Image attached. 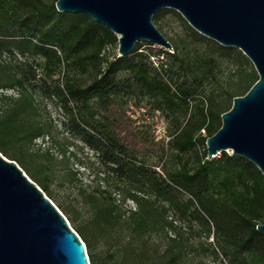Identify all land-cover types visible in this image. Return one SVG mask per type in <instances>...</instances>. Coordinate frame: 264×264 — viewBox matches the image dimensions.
<instances>
[{"label":"trees","instance_id":"16d2710c","mask_svg":"<svg viewBox=\"0 0 264 264\" xmlns=\"http://www.w3.org/2000/svg\"><path fill=\"white\" fill-rule=\"evenodd\" d=\"M54 2L0 0V152L19 160L48 195L37 170L26 165L31 153L16 152V146L43 136L52 143V126L35 120L36 96L61 110L60 124L92 151L97 166L92 194L79 190L86 212L74 228L90 264H184L191 247L179 231L185 221L196 223L204 238L191 253L221 256L229 264H264V235L255 228L264 222L263 175L239 156L222 151L207 159L205 149H196L220 127L233 97L257 80L252 70L239 76L234 92L214 94L220 59L231 52L249 59L191 27L196 40L214 49L191 51L181 39L172 52L157 50L166 59L153 62L156 52L136 42L129 54L108 57L105 50L117 43L116 35L86 14L58 12ZM222 94L226 104L218 100ZM142 101L151 114L171 119L177 134L168 147L189 152L162 173L156 166L167 149L158 146L148 122L137 124L127 114ZM201 127L205 136L194 137ZM153 233L162 242L154 243ZM211 235L214 242H206Z\"/></svg>","mask_w":264,"mask_h":264},{"label":"water","instance_id":"95a60500","mask_svg":"<svg viewBox=\"0 0 264 264\" xmlns=\"http://www.w3.org/2000/svg\"><path fill=\"white\" fill-rule=\"evenodd\" d=\"M55 9L83 13L117 37V56L147 41L171 50L152 22L163 8L176 10L198 33L238 48L257 80L220 115L205 138L206 158L225 151L253 163L264 177V0H55ZM264 235V222L256 224ZM84 243L67 219L17 163L0 153V264H90Z\"/></svg>","mask_w":264,"mask_h":264},{"label":"rangeland","instance_id":"374dc122","mask_svg":"<svg viewBox=\"0 0 264 264\" xmlns=\"http://www.w3.org/2000/svg\"><path fill=\"white\" fill-rule=\"evenodd\" d=\"M161 10L162 12L158 18L152 17V22L169 40L173 47H180V40L183 39L186 43V47L191 51H204L209 48L214 49L210 43L204 40H196L191 35L189 29L191 26L176 10L170 8H163ZM207 39L212 40L210 38ZM140 42L142 43L140 46L142 50L149 51L151 49L156 52L157 55L151 57L153 62L156 61L157 58L163 61L166 59L164 53L157 52V50H166L163 47L149 44L147 41ZM231 48L235 49L234 53L240 51L238 48ZM166 51L172 52V49ZM114 53L117 54L116 42L108 45L104 54L111 57ZM252 70L255 71L253 64L249 60L246 61L245 58L238 53L235 55L231 52V55L222 56L220 59V67L216 74V77L219 80V87L213 90L214 94H217L218 92L220 93L224 90L234 92L237 87V82L239 81V76L241 74L249 73ZM84 80L88 81V76L84 77ZM209 90H211V87L210 85H207V91ZM243 90L244 89L241 88L239 91L242 92ZM3 92L5 94H13L12 90H4ZM196 99L198 98L190 101L191 106L194 105ZM36 100L39 104V110L38 116L35 117V120H42L46 124L52 126V143H50V138L47 136L37 137L30 145L24 144L21 147L17 145L16 152H18V148H21L20 150L31 153V155L26 157V165L30 168V172L37 170V176L47 186V191L49 192V196L44 192L45 196L51 200L62 214L63 212L61 209L64 211L65 214L63 215L67 219L68 225L75 231L74 228L80 225L86 212V207L83 205L79 190L84 189L87 193L92 194V189L96 186L92 173L97 166L96 163H94L92 151L86 147L82 141L67 132L60 124V120L63 119L61 110L48 100L42 99L38 96H36ZM218 100H222L225 104L228 102L225 94H222ZM3 106L4 105L0 103V109H2ZM148 107L149 106L142 101L139 108L130 105L127 114L135 120L137 124L142 121L148 122L155 139L159 141L158 146H164V148L167 149L166 156L159 159V164L156 166V169L162 173L163 168L167 169L171 166L179 165V156H184V158H186L189 155V152L184 154L178 153L175 149L168 147L167 141L175 135V133L177 134L176 129L172 125L170 121L171 119L167 118L165 113H158L156 111L151 114V112L148 111ZM179 118L182 121L186 119L182 117ZM202 129L203 127L197 130L194 137L205 136L206 130L202 133ZM196 149L201 152L205 149V145L198 144L196 145ZM1 154L10 159L9 156L4 155L3 153ZM220 154L221 152H219L216 157ZM14 161L23 172L37 184L38 181L23 168L19 160ZM37 186L41 189L38 184ZM127 205L133 207V203L130 201H127ZM180 228L179 231L181 232L182 237H188V244L191 246L189 247L190 252L188 257L185 258L184 264H199L201 258L203 264H218V261L222 260L221 256L216 260L211 255L201 254L198 250H194V253H191V250L196 248L197 241L200 239L204 240L203 233H201L196 223L189 226L185 221L182 222ZM151 237L154 243L162 242V236L160 235L153 233ZM208 241L211 243L214 242L212 235L206 239V242ZM221 264L229 263L227 259H223Z\"/></svg>","mask_w":264,"mask_h":264},{"label":"built area","instance_id":"2783aa9c","mask_svg":"<svg viewBox=\"0 0 264 264\" xmlns=\"http://www.w3.org/2000/svg\"><path fill=\"white\" fill-rule=\"evenodd\" d=\"M157 112L159 113V111H157ZM201 131H202V133H204V131H205V130H204V129H202ZM85 252H86V251H85Z\"/></svg>","mask_w":264,"mask_h":264}]
</instances>
